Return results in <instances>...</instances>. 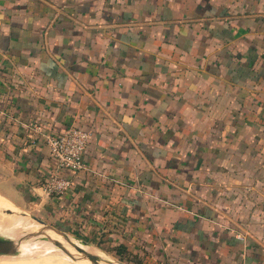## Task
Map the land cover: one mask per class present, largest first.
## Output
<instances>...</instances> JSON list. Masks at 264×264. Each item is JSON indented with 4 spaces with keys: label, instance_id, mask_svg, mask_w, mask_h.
<instances>
[{
    "label": "crops",
    "instance_id": "crops-1",
    "mask_svg": "<svg viewBox=\"0 0 264 264\" xmlns=\"http://www.w3.org/2000/svg\"><path fill=\"white\" fill-rule=\"evenodd\" d=\"M0 199L126 264H264V0H0Z\"/></svg>",
    "mask_w": 264,
    "mask_h": 264
},
{
    "label": "water",
    "instance_id": "water-1",
    "mask_svg": "<svg viewBox=\"0 0 264 264\" xmlns=\"http://www.w3.org/2000/svg\"><path fill=\"white\" fill-rule=\"evenodd\" d=\"M5 214H20L27 215L31 220L38 224V227L32 231H26L18 236H7L0 233V257L2 258H20L24 257L28 249H32V254L41 253L40 250L35 248L36 245L46 243L54 251H59L66 256L70 261H82L86 260L89 264H126L119 259H113L104 251L89 244L86 240L69 234L63 230L56 228L55 226L48 224L40 217L34 214H26L24 212H15L11 209H4ZM49 231L60 236L65 240L75 253L72 252L71 248H67L61 241L53 238ZM45 249V248H43ZM44 251V250H42ZM103 255V256H101Z\"/></svg>",
    "mask_w": 264,
    "mask_h": 264
},
{
    "label": "built area",
    "instance_id": "built-area-1",
    "mask_svg": "<svg viewBox=\"0 0 264 264\" xmlns=\"http://www.w3.org/2000/svg\"><path fill=\"white\" fill-rule=\"evenodd\" d=\"M34 130L41 131V127L34 125ZM89 137L88 130L74 126L67 127L56 135L44 134L49 154L56 163L44 186L46 195H59L70 187L71 181L62 175V171L84 168L83 153Z\"/></svg>",
    "mask_w": 264,
    "mask_h": 264
},
{
    "label": "bare ground",
    "instance_id": "bare-ground-1",
    "mask_svg": "<svg viewBox=\"0 0 264 264\" xmlns=\"http://www.w3.org/2000/svg\"><path fill=\"white\" fill-rule=\"evenodd\" d=\"M3 209V207L1 208ZM17 209L13 210L16 211ZM1 213V212H0ZM12 214L17 215L18 217H14L12 216ZM12 214H5V215H10V217H14V222L12 224H6L4 222L0 221V233L7 235V236H18L20 234H22L23 232L26 231H32L35 228L38 227V224L36 222H34L33 220L31 221L30 218H28L27 215H20V214H16V213H12ZM49 233L51 234V236L53 238L58 239L59 241H61L65 246H67V248H71V246L69 245V243H67L65 240H63L60 236L54 234L53 232L49 231ZM35 248H42L41 253H38L37 255H33L31 252L32 249H28L27 253L24 255V257L20 258V259H10V258H1L0 257V264H12L9 262H17V263H21L24 262V259L26 258H32L35 259L34 262L35 263H39L43 260L42 257L44 256H49V255H55V256H59V257H63L66 261L69 262V264H89L86 260H82V261H70L69 259H67L64 255H62L61 253L54 251V249L52 250L50 247H48V245H46V243L40 244V245H36ZM45 248V249H43ZM72 252L75 253V250H73L71 248ZM103 256V255H101ZM5 262V263H3ZM30 263V262H28ZM56 263V261H55ZM105 264V263H103Z\"/></svg>",
    "mask_w": 264,
    "mask_h": 264
},
{
    "label": "rangeland",
    "instance_id": "rangeland-1",
    "mask_svg": "<svg viewBox=\"0 0 264 264\" xmlns=\"http://www.w3.org/2000/svg\"><path fill=\"white\" fill-rule=\"evenodd\" d=\"M2 207H3V209H1ZM4 209H11V210L17 209L15 212H24L26 214H34V213H32V212H30V211H28V210H26L24 208H21V207L14 208L11 205H9V203H7L4 200L0 199V212H1L0 213V221L4 222L6 224H12L14 222V220H13L14 217L16 218L18 216L12 214V216H14V217L11 218L10 215L8 216V215H5V213H3ZM57 252H59V251H57ZM59 253H61V252H59ZM109 256L113 257V259H116V257H114L112 255H109ZM20 258H22V257H20ZM20 258H17V259H20ZM42 258H43V260L41 262H39V263H35L34 262L35 259L32 260V258H30V259L26 258V259H24V262H21V263H17V262H9V263H12V264H69V262L66 261L63 257H59V256H55V255L44 256ZM14 259H16V258H14ZM55 261H56V263H55ZM28 262H30V263H28ZM3 263H5V262H3Z\"/></svg>",
    "mask_w": 264,
    "mask_h": 264
}]
</instances>
